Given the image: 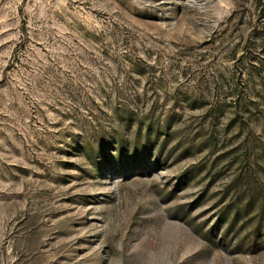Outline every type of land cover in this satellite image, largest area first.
<instances>
[{
  "label": "rangeland",
  "instance_id": "obj_1",
  "mask_svg": "<svg viewBox=\"0 0 264 264\" xmlns=\"http://www.w3.org/2000/svg\"><path fill=\"white\" fill-rule=\"evenodd\" d=\"M0 264H264V0H0Z\"/></svg>",
  "mask_w": 264,
  "mask_h": 264
}]
</instances>
